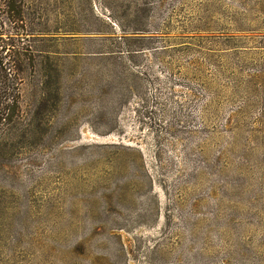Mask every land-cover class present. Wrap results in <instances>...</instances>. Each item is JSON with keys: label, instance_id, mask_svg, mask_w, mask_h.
Returning <instances> with one entry per match:
<instances>
[{"label": "rangeland", "instance_id": "1", "mask_svg": "<svg viewBox=\"0 0 264 264\" xmlns=\"http://www.w3.org/2000/svg\"><path fill=\"white\" fill-rule=\"evenodd\" d=\"M25 18L0 264H264V0H25Z\"/></svg>", "mask_w": 264, "mask_h": 264}, {"label": "trees", "instance_id": "2", "mask_svg": "<svg viewBox=\"0 0 264 264\" xmlns=\"http://www.w3.org/2000/svg\"><path fill=\"white\" fill-rule=\"evenodd\" d=\"M25 18V0H0V133L24 120L22 87L35 73L36 53Z\"/></svg>", "mask_w": 264, "mask_h": 264}]
</instances>
